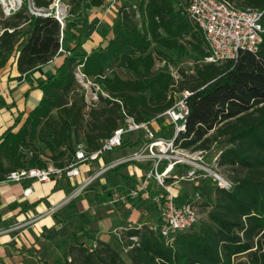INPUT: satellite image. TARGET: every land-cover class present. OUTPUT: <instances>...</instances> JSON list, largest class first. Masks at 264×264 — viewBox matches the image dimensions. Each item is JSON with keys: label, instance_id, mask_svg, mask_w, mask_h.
<instances>
[{"label": "trees", "instance_id": "1", "mask_svg": "<svg viewBox=\"0 0 264 264\" xmlns=\"http://www.w3.org/2000/svg\"><path fill=\"white\" fill-rule=\"evenodd\" d=\"M51 1L23 0L8 17L0 9V68L13 57L20 74L41 71L62 55L55 71L36 81L41 98L21 125L16 130L12 125L0 136V180L12 169L42 168L48 162L63 166L74 143L96 150L123 124L124 115L137 122L148 120L188 90L185 129L176 143L190 150L218 151L216 165L231 182L224 189L198 179L194 188L200 198L194 205L205 215L191 229L176 233L169 244L147 225L132 227L120 236L124 259L106 242L96 240L91 247L74 236L61 264H264V32L255 52H240L236 61L219 65L204 63L203 34L185 13L187 0H129L118 7L115 27L105 26L102 41L86 52L81 49L90 36L85 12L105 0H68V14L82 15L83 20L78 24L65 19L63 25L53 16L29 11L28 5L48 9ZM234 2L264 9V0ZM71 29L76 32L72 46L63 43ZM165 52L174 53L180 62L166 60ZM156 60L174 62L180 78L175 81L166 65L156 67ZM77 66L107 94L99 95L88 109L74 77ZM136 144L126 139L122 146ZM21 146L33 154L27 156ZM4 153L11 157V167L3 166ZM31 264L57 263L40 258Z\"/></svg>", "mask_w": 264, "mask_h": 264}, {"label": "built area", "instance_id": "2", "mask_svg": "<svg viewBox=\"0 0 264 264\" xmlns=\"http://www.w3.org/2000/svg\"><path fill=\"white\" fill-rule=\"evenodd\" d=\"M21 1L0 0L3 16L8 17L17 11ZM115 1L110 0V4H114ZM176 6L181 7L182 3L178 2ZM28 8L30 13L37 16H53L61 25L66 18V12L58 10L57 3H53L48 9H35L30 5ZM184 10L189 20L197 25L203 34L207 56L202 62L219 65L228 60L236 61L240 52H255L258 49L264 32V9L237 6L233 0H187ZM164 65L165 60H156V67ZM166 66L177 81L180 78L177 68L170 64ZM74 77L83 91L86 109L98 101L99 95L107 96L98 83L81 72L79 66L74 71ZM189 94L188 90H183L175 96L169 108L148 120L137 122L132 117L124 115L123 124L114 129L109 137L100 141L96 150L88 151L82 142L74 143L71 157L63 166L47 164L42 168L32 166L12 169L0 182L23 183L32 179L48 181L54 175L58 178L74 179L82 174L84 165L98 160L102 154L122 147L124 140L134 137L137 144L130 153L99 165L73 187L64 202L75 198L102 173L124 163L136 164L143 167L144 179L125 189L112 191L110 203L121 204L131 217L140 210L139 201H149L157 220L152 229L158 231L165 244H169L176 233L191 229L199 220L194 201L200 198V191L194 189L189 198L182 199L181 194L176 191L180 182L209 179L219 188L231 187V182L220 173L216 165L218 151L211 156L208 163L201 157L207 150H190L176 143L179 133L185 129L188 114L185 98ZM157 121H161V125L155 129L153 124ZM19 149L27 156L34 152L25 146ZM30 191V187H26L23 194L26 196ZM60 205H52L31 219L0 228V235L17 230L44 215L53 214ZM128 239L134 241L136 237L129 236Z\"/></svg>", "mask_w": 264, "mask_h": 264}, {"label": "crops", "instance_id": "3", "mask_svg": "<svg viewBox=\"0 0 264 264\" xmlns=\"http://www.w3.org/2000/svg\"><path fill=\"white\" fill-rule=\"evenodd\" d=\"M126 1L129 0H117L114 4L120 6ZM87 10L89 13L85 12V14L89 23L99 24L103 21L109 27L112 21L116 20V7L108 0H105L101 6ZM91 33L89 39L83 44L86 52L102 41L100 34L94 33L97 36L94 37ZM61 60L62 55H59L43 66L41 71L35 69L20 74L16 70L14 58L10 57L6 64L0 68V136L12 125H14L12 128L14 130L21 125L28 111L41 98V91L35 87L36 81L47 76L48 71L54 72ZM153 127L159 128L158 123H154ZM34 144L40 145L37 141H34ZM63 148L65 147L63 146ZM120 148L114 153L107 152L99 157L96 160L97 165L91 163L84 165L82 174L71 180L63 177L58 178L54 175L48 181L32 179L23 183L0 182V228L26 221L41 214L52 205L61 204L53 214L44 215L17 230L1 234L0 264H26V260L31 261L34 258L51 260L60 255L74 236L77 238L84 236L85 241L92 243L100 240L116 248L120 242L117 239L119 233L122 234L129 228L141 225L155 227L157 220L153 214L150 215V212L154 213V211L151 204H146L147 200L139 201L140 210L129 217L128 211L121 204L109 202L103 206L91 198L98 192L110 195L114 190L125 189L136 181L143 180L144 169L136 164L127 168L128 163H124L99 175L95 179H99L96 185L99 188L87 191L88 200L86 203L84 202L85 210L71 209L68 207L69 201L64 202V199L72 192L68 194L70 187L73 188L81 182L99 165L127 155L133 146ZM1 162L6 168L12 165L11 157L5 153L1 156ZM47 164H52V162ZM26 187H30L31 191L25 196L23 189ZM87 210L92 218L89 216L80 218V215L86 214ZM73 228L78 229L75 235L72 233ZM32 254L36 256L33 257Z\"/></svg>", "mask_w": 264, "mask_h": 264}, {"label": "rangeland", "instance_id": "4", "mask_svg": "<svg viewBox=\"0 0 264 264\" xmlns=\"http://www.w3.org/2000/svg\"><path fill=\"white\" fill-rule=\"evenodd\" d=\"M11 1V0H10ZM16 1H18V0H16ZM23 1V0H22ZM21 1V2H22ZM109 2H110V0H108ZM117 1V0H116ZM115 1V2H116ZM234 1V0H233ZM53 3H57V8H58V10H61L63 13L64 12H66V18L65 19H72L73 21H75V22H77L78 24H81L82 23V20H83V17H82V15H80V16H70L69 14H68V11H69V4H68V0H52L51 1V3H50V5H52ZM49 5V6H50ZM115 7H116V11H117V9H118V7H119V5H115V4H113ZM122 5V4H121ZM120 5V6H121ZM54 10V9H53ZM2 13V12H1ZM86 13H89V10H86ZM3 15V14H2ZM109 19H111V18H109ZM116 21V20H115ZM113 22L112 21V23L110 24L111 26L110 27H115V25H116V22ZM89 23V22H88ZM105 26H107V24H106V22H103L102 21V23H99V24H92V23H89V28L88 29H90V33H91V35L92 36H94V37H97L96 36V34H94V33H98V34H100V37L102 36V29L105 27ZM96 30V32H94ZM75 30L74 29H71L70 31H68L67 32V34H66V36H65V38H64V40H63V43L64 44H66V45H70V46H72L74 43H75V41H76V39L74 38V36L73 35H75ZM89 39V38H88ZM87 40V39H86ZM85 40V41H86ZM84 41V42H85ZM84 44V43H83ZM83 44H82V46H81V49L82 50H84V48H83ZM85 51V50H84ZM163 56L166 58V60H169L170 59V61H176V62H180V59H178V58H176V55L174 54V53H171V52H165L164 54H163ZM175 62V63H176ZM170 63H173V64H170V65H172L174 68L176 67V66H174L175 64H174V62H170ZM184 65H186V64H184ZM185 68L187 67V66H184ZM117 72L120 74V75H122V76H125L126 74L124 73V71H122V70H117ZM156 123H158V125H161V121H157ZM130 141H135V138L133 137L132 139H130ZM135 146V145H134ZM42 146H38V149L39 150H42ZM119 149H121V148H115V149H113L112 151H110L111 153H114V152H116V151H118ZM214 149L216 150L217 148L216 147H214ZM110 152H108V153H110ZM131 152V150H129V153ZM216 151H213V149L212 150H209V151H206V153L205 154H203L201 157H202V159L203 160H205V161H207L208 163L210 162V160H211V156L215 153ZM104 154H102V155H100V157H102ZM91 164H95V165H97V161H92L91 162ZM130 165H133V164H131V163H128L127 164V168L130 166ZM219 171H220V173L223 175V176H225L226 178H228L227 177V173L223 170V168H219ZM143 172H144V170H143ZM98 180L99 179H97V180H95L93 183H91L89 186H87L86 188H84V190H82L75 198H73V199H71L70 201H69V204H68V207L69 208H71V209H77V211H79V210H81V209H83V210H85L86 209V207H85V204H84V202L86 203V200H88L87 199V191L88 190H97L99 187H97L96 185H97V182H98ZM210 181V180H209ZM210 183H211V181H210ZM199 183H198V181H196V182H187V181H182V182H180L177 186H178V188L176 189V191L178 192V193H180L181 195H184L185 194V196L186 197H188V196H190L191 195V193L194 191V186H197ZM212 184V183H211ZM73 190V188H69L68 189V194L71 192ZM92 199H95L96 201H98L101 205H103L104 206V204L105 203H109L110 202V200H111V195H103V194H100L99 192L97 193V194H95V196L94 197H91ZM76 201H80V202H76ZM146 204L147 205H149L150 204V202L149 201H146ZM197 211H198V213H199V217L201 218V217H203L204 215H205V213L204 212H202L201 211V209L200 208H197ZM70 212H72V211H70ZM153 214V216H155L154 215V213H152V211L150 212V215H152ZM88 217L89 216V218L91 217L92 218V216H91V214H90V212H89V210H87L86 211V214L85 213H83V214H81L80 215V218H85V217ZM73 230V234L75 235V233L78 231V229H76V228H73L72 229ZM91 234V233H90ZM120 236H121V234H120ZM120 236H117V239L118 240H120ZM78 239H79V241L81 242V243H83L84 245H88V246H91V247H95V242H91V241H85V239H84V236H79L78 237ZM116 249L119 251V253H120V255H121V257H123L124 259H126V257H125V246L123 245V242L121 243V242H119V245H116ZM65 250V249H64ZM64 250L60 253V255H58V256H56L55 258H53L52 259V261L53 262H56L57 264H61V255H62V253L64 252ZM33 255V257H35L36 255L35 254H32ZM42 259V258H41ZM37 262L38 263V261H39V259L38 258H34L33 260H31V262ZM31 262L30 261H25V263L26 264H31Z\"/></svg>", "mask_w": 264, "mask_h": 264}]
</instances>
